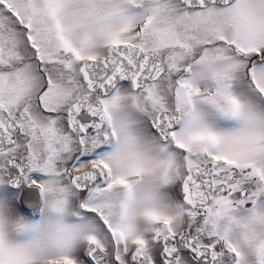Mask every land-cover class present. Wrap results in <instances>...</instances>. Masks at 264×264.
<instances>
[{
  "label": "snow or ice",
  "instance_id": "1",
  "mask_svg": "<svg viewBox=\"0 0 264 264\" xmlns=\"http://www.w3.org/2000/svg\"><path fill=\"white\" fill-rule=\"evenodd\" d=\"M0 264H264V0H0Z\"/></svg>",
  "mask_w": 264,
  "mask_h": 264
}]
</instances>
